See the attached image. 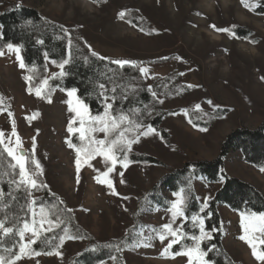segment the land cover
<instances>
[{"label": "rangeland", "instance_id": "rangeland-1", "mask_svg": "<svg viewBox=\"0 0 264 264\" xmlns=\"http://www.w3.org/2000/svg\"><path fill=\"white\" fill-rule=\"evenodd\" d=\"M98 1L99 4L91 0H0V13L12 5L25 6L63 27L67 37L71 29H80L84 42L97 54L134 63L151 61L143 67L148 69L143 79L159 108L168 114L163 118L162 133L155 129L146 136L139 135L151 126L149 118L160 113L154 102L147 105V116L139 119L145 127L136 133L139 140L126 154L151 156L160 164H133L127 157L126 168L118 163L108 175L111 188L107 183L98 182L105 179L103 173L112 166L103 156L86 159L82 152L77 171V152L67 143L71 141L76 147L82 146L79 132H68L70 121H76L71 125L73 129L79 127V119L75 112L69 111L67 103L69 100L74 103L77 94L69 97L67 91L56 89L46 98L49 81L61 76L58 64L47 58L46 76L31 91L26 68L19 66L17 53L7 48L0 55V94L12 103L17 133L12 135L11 115L5 111L0 112V130L5 134V144L10 140L15 145L18 136L20 147L17 152L23 151L30 160L39 161L42 172L35 170L38 173L35 178L47 187H18L12 182L19 180L18 169L9 167L4 174V180L14 188L9 196L23 191L26 198L24 202L20 200L21 203L13 204L12 200L7 204L4 195H0V220L17 226V213L24 209L29 213V225L35 221L39 227L41 208L49 220L43 195V190L47 189L67 202L83 230L95 237L94 243L108 246L121 242L125 264H189L188 257L172 253V248L183 239L168 249L165 256L163 253L172 237L164 243L158 238L163 225L171 223L182 232V226L187 222L185 214L173 222L171 212L167 211L178 197L162 189V194L169 200L167 209L151 207L148 198L165 177L183 169L186 164L215 161L220 156L223 142L232 133L255 131L263 125L264 15L254 12L261 0H245L244 3L241 0ZM129 12H133L135 18L125 19ZM120 13L124 15L121 17ZM133 23L150 31L145 33ZM237 27L246 31L245 38L233 32L232 29ZM56 32L62 33L61 30L51 33ZM67 47L70 49V42ZM172 73L178 76L159 85ZM156 82L161 86L160 90L154 88ZM106 103L112 104V101L108 99ZM126 135L130 137L132 133ZM89 136L105 138L103 132L89 133ZM124 155V152L117 153L121 160ZM28 167L34 169L30 162ZM224 170L228 176L255 187L264 195V171L246 163L240 151L228 154ZM193 187L204 212L222 183L201 176L193 180ZM18 204L21 206L17 207ZM218 211L222 242L233 263L264 264L240 239L242 235H249L257 243L258 251L264 250V245L259 243L264 235L253 230L258 229L259 221L226 205H219ZM191 222L200 236L198 222L192 219ZM242 222L249 228L247 233ZM23 224L18 229H22ZM48 227L46 220L36 243L29 244L15 264H71L73 258L89 248V242L83 239L64 238L61 244L55 228L47 231ZM18 229L10 253L14 247L20 248L33 238L27 231L21 240ZM129 237H133L131 245H127ZM206 240L209 238L205 237L201 243ZM37 243L40 251L34 248ZM35 252L41 254L35 255ZM47 252L53 254L47 255Z\"/></svg>", "mask_w": 264, "mask_h": 264}, {"label": "trees", "instance_id": "trees-1", "mask_svg": "<svg viewBox=\"0 0 264 264\" xmlns=\"http://www.w3.org/2000/svg\"><path fill=\"white\" fill-rule=\"evenodd\" d=\"M91 1L99 2L98 0ZM102 1L104 0L100 2ZM254 12L258 15H264V0L260 1ZM131 17L135 18L133 12L127 13L125 19H131ZM134 25L145 33L150 31L145 26ZM0 26L2 28L0 52L5 51L9 44L19 47L27 77H31L28 79L31 91L35 90L46 76V58L56 64L68 60L69 62L65 64L63 69L65 74L49 81L45 94L46 98H49L56 89L62 91L76 89L77 97L87 104L91 115L96 116L102 115L105 111L106 101L104 97L107 96L112 101L111 112L113 115H119L123 112L132 119L138 120L147 116V105L154 102L160 113L157 117L149 118V123L158 132H163L161 125L168 112L159 108L143 79V74L139 71L141 67L150 65L151 61L120 66L112 63V61L117 60L116 58L98 54L99 57L105 58L101 60L97 56L91 55L92 50L90 51V47L84 42L80 29H71L69 37H67L64 35L65 29L63 27L52 23L37 10L25 6L12 5L1 12ZM60 30L62 31L61 34L51 33L52 31L60 32ZM232 30L238 37L245 38L247 36L246 31L242 28L237 27ZM68 42L71 44L70 49L67 47ZM175 76L177 77L178 74L168 75L161 80L159 85L162 86V83ZM100 84H104L105 89H101ZM159 85L156 82L154 88L160 90L161 86ZM101 92H104V96L100 95ZM112 97L115 99L113 100ZM2 111L11 115L12 124H14L17 133L12 103L10 99L0 94V112ZM133 112L138 113V116L134 115ZM2 147L0 146V190L4 195V201L7 204L12 200L13 204L21 203L22 200L24 202L26 195L23 191H18L15 195L9 196L14 188L4 180V174L9 170L12 160L6 152L2 151ZM231 151H240L246 163L258 169H264V123L255 131L238 130L232 133L223 142L220 156L215 161L186 164L183 169L165 177L148 198L151 207L167 209L169 200L162 194L163 188L172 194L181 192L187 194L184 207L187 222L182 226V232L190 236H199L198 229L192 228L194 225L191 219L193 216L204 219L205 231L210 233L211 239L203 241L200 246L207 252L205 258L211 264H234L222 242L219 205H226L231 210L245 215L264 213V195L255 187L225 173V159ZM127 157L128 161L133 164H160L155 158L147 155L128 153ZM201 176L207 177L211 182L222 183L221 189L216 193L214 199L209 201L204 212L201 211V205L196 199L193 187V180ZM43 195L47 201L45 208L48 211L49 220L54 223L59 220L58 226L54 227L55 234L59 238L63 236L65 238L74 237L72 239L76 240H87L90 244L88 249L71 260V264H125L121 252L123 248L121 242L110 244L109 247L94 243L95 237L83 230L76 215L69 210L64 199L52 194L47 189L43 190ZM20 206V204L17 205V207ZM17 214L19 215L17 226L16 223L4 221L5 227H13V233L7 235L0 233V257H3L6 262L14 253L18 254L19 247H14L12 253L9 251L14 243L18 226L29 219V213L24 209ZM161 230L159 229V231ZM127 242V245H131V242H134L133 237H129ZM134 244H138V242ZM192 244L185 238L172 248V253L183 251L185 246ZM34 248L38 251L41 250L39 243L35 244Z\"/></svg>", "mask_w": 264, "mask_h": 264}, {"label": "snow or ice", "instance_id": "snow-or-ice-1", "mask_svg": "<svg viewBox=\"0 0 264 264\" xmlns=\"http://www.w3.org/2000/svg\"><path fill=\"white\" fill-rule=\"evenodd\" d=\"M242 3L245 2V0H241ZM246 7H250L248 4H245ZM121 17L124 15V13L119 14ZM8 49L10 51H15L17 53V59L20 60V67L24 68L25 65L22 61V58L19 55L20 49L17 46H13L11 44L7 45ZM91 51V49H90ZM0 55H3V52H0ZM92 56H97L99 59L103 60L105 59L104 57H99L98 54L94 51H91ZM87 59V58H86ZM69 61L64 60L63 62L59 63L57 66L61 69L60 75L63 76L65 73L63 72L65 64H67ZM112 63H115L120 66H124L126 64H133L134 62L132 61H125V60H116L112 61ZM141 74H146L148 69L141 67L139 69ZM183 75V73H181ZM26 79H31V77H28ZM45 84H47V80L44 81ZM99 87L101 89H105L104 84H100ZM113 91H115L113 89ZM77 90L76 89H71L67 91V95L69 97H74L76 95ZM37 95H40V91L37 90ZM101 96H104V92L100 93ZM156 94L153 93V96ZM105 101L108 100V97L105 96ZM114 100L115 97H112ZM51 100L49 99V103ZM69 105V111L70 112H75L76 117L79 119V127L76 129H73L71 126L72 123H75L76 121H70V125L68 127V132L73 133L74 131L79 132V139L82 142L81 147H76L75 145L72 144L71 141H67L68 146L75 148L77 152V171H79L80 168V155L83 152L85 154L86 159H91L94 158L97 155L103 156L104 160L106 162L111 163V167L107 168V171L103 173V176L105 179L103 181H98L101 183H107L108 187H112V181L108 179V175L114 170L116 164L120 163L123 167H127V154L126 151H131V145L134 143H137L139 140V136L136 135V133L141 129L144 128L145 126L141 121L138 119H132L129 117L128 114H125L121 112L119 115H113L111 110H112V104L111 103H106L105 104V112L103 115H96L92 116L89 112L87 104L79 99L78 97L76 98L75 102L73 103L72 100H69L68 102ZM160 103H163V101H160ZM211 103V101H209ZM199 108V106H197ZM134 115L138 116V113L133 112ZM122 125H126L123 126ZM155 129H153L151 126H147L146 130L143 132H139V135H147L149 132H154ZM95 132H103L105 135L104 139H97L95 137L89 136V133H95ZM126 133H132V136H127ZM4 132L0 130V146L2 147V151L6 152L8 157L11 158L12 161H14V164H11L10 167L13 170L18 169V176L19 180H13V183H16L17 186L19 187L20 185H26L30 186L32 189H38L40 187H47V185H41L38 183L37 179L35 176L38 174L35 170H41V165L38 160L31 159L26 156L22 151L17 152V149L20 147V140L19 137L17 136L15 145H12V142L9 140V143L5 144V139H4ZM13 136H16L14 124H13ZM86 141V144L83 142ZM119 152H124L125 155L123 156V159H119L117 156V153ZM29 162L34 165V169H29L28 164ZM264 171V169H261ZM42 172V170H41ZM120 175L122 176L123 173L121 172ZM123 183V181H121ZM3 193H0L2 195ZM178 197L177 200L173 201L171 204V207L167 209V211L171 212L173 222L176 220L178 217H182L184 214V207H185V202L187 200V194L186 193H176L174 194ZM33 204H35V201H32ZM207 205L205 204V207ZM41 219H40V226H36V222L33 221L32 225L30 226L27 221L24 222L23 228L18 229L19 235L21 240H23L24 234L27 231H30L32 234V239L29 240L28 244H21L19 248V254H13L11 258L6 262L3 257H0V264H15L16 260H19L22 258L23 254L25 253V249L28 248L29 244H34L36 243V239L39 238L41 230L43 229V225L45 221L47 220V223L49 225L47 231H51L53 227L58 226L59 220H57L55 223L51 220H48L47 217L44 214V209L41 208ZM250 219L251 220H258L259 225L258 229H253V230H258L262 235H264V213H251L250 214ZM193 222H198L199 227H200V236H190L188 237L186 233H183L180 231L179 228H173L171 223L163 225V230L158 232V238L161 243H164L165 240H167L169 237H172L171 240H169L165 252L163 255L167 256V250L171 249L172 246L176 243H179L180 240L182 239H191L194 243L191 246H185L183 251L177 252L174 255H183L188 257L189 259V264H193V262H196V264H208V261L205 259L207 256V252L204 251L200 244L201 241L207 237L211 239L210 233L205 231V226H204V219L203 218H198L196 216L192 217ZM242 227L244 228L245 233L249 231V228L246 224L242 222ZM0 230H2L3 235H7L9 233H13V227H5V222L4 220H0ZM157 231V230H153ZM66 232V230H65ZM65 237H60L61 244L63 243ZM70 239L74 237H68ZM47 239V238H45ZM240 239L247 243L249 247L252 249V255L257 259L262 262H264V250L258 251L257 249V243L254 241V238L249 236V235H242L240 236ZM259 243L261 245H264V239H260ZM145 246H148L147 244ZM35 255H40L41 253L35 252ZM47 255H52V252H47L45 253ZM57 255L59 253H56ZM174 258V257H173Z\"/></svg>", "mask_w": 264, "mask_h": 264}, {"label": "water", "instance_id": "water-1", "mask_svg": "<svg viewBox=\"0 0 264 264\" xmlns=\"http://www.w3.org/2000/svg\"><path fill=\"white\" fill-rule=\"evenodd\" d=\"M23 152V151H22ZM24 153V152H23Z\"/></svg>", "mask_w": 264, "mask_h": 264}]
</instances>
